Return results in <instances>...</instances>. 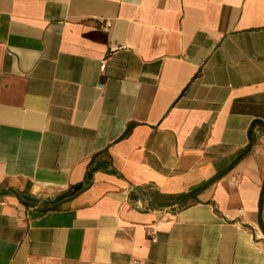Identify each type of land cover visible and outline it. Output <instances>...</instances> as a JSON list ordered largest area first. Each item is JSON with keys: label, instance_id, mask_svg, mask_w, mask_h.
I'll return each instance as SVG.
<instances>
[{"label": "crops", "instance_id": "crops-1", "mask_svg": "<svg viewBox=\"0 0 264 264\" xmlns=\"http://www.w3.org/2000/svg\"><path fill=\"white\" fill-rule=\"evenodd\" d=\"M0 264H264V0H0Z\"/></svg>", "mask_w": 264, "mask_h": 264}, {"label": "trees", "instance_id": "trees-1", "mask_svg": "<svg viewBox=\"0 0 264 264\" xmlns=\"http://www.w3.org/2000/svg\"><path fill=\"white\" fill-rule=\"evenodd\" d=\"M94 159H95V158H94ZM94 159L92 160V163H93ZM92 163H91V164H92ZM94 169H96V167H95V168L90 167V168L88 169V172H87V175H86V181L81 182V183L76 184V185H73V186L70 187L68 190L64 191V192L60 195V198L62 199V198L71 197V196L75 195L76 193L80 192L81 190H83V189L86 187L87 182H89V180H90V178H91V176H92V172H93ZM3 193H5V192H3ZM47 210H49V208H48V209H45V211H47ZM43 211H44V210H43Z\"/></svg>", "mask_w": 264, "mask_h": 264}]
</instances>
